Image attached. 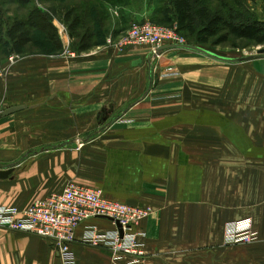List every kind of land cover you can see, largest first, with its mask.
Here are the masks:
<instances>
[{
	"label": "crops",
	"instance_id": "1",
	"mask_svg": "<svg viewBox=\"0 0 264 264\" xmlns=\"http://www.w3.org/2000/svg\"><path fill=\"white\" fill-rule=\"evenodd\" d=\"M104 48L28 54L11 67L0 61V110L26 106L0 119V165L28 154L0 180V204L29 206V196L14 200L32 191L27 180L41 190L36 199L70 183L100 188L154 208L135 230L145 264H264V88L237 87L247 79L241 64L195 52L166 51L150 77L148 50ZM103 110L109 117L100 124ZM247 219L258 241L226 244L225 226ZM114 226L98 218L77 229V264H133L84 244L88 228ZM24 235L31 238L0 228V264H61L39 237Z\"/></svg>",
	"mask_w": 264,
	"mask_h": 264
},
{
	"label": "rangeland",
	"instance_id": "2",
	"mask_svg": "<svg viewBox=\"0 0 264 264\" xmlns=\"http://www.w3.org/2000/svg\"><path fill=\"white\" fill-rule=\"evenodd\" d=\"M23 1L25 0H0V12H1L0 17L2 16L1 19L3 21L7 20V22H12L15 19H23L27 21L28 23H30L29 19H31L32 16H33V19L36 18L35 12L39 11L43 17L42 21L44 22V30L41 28L42 22L39 23L40 26L38 28H34L33 34L36 39L35 42L36 43L39 42L41 38L43 40L48 39L46 36L47 31H48L47 28L51 24L55 28V32L60 37L63 43V46H64L63 52L59 53L60 55L65 56V54L68 53L76 57H80L83 54L89 55L92 52L101 51L105 49L104 47H107V46L108 48L112 47L114 49L115 45H118L120 41L122 42L126 38V35L128 34L129 30L134 25H144L147 23H151V24L158 25L160 27L170 28L174 30L177 33V35L181 37V39H183L185 44L201 46L216 54H219L225 57H230V58H242L246 56L258 57V59H255L254 61L239 65V68L241 67L240 70L246 73L245 78L247 79H245L243 83H241L237 87L255 88V89L264 88V79H262V76H261L262 73H264V54H261V55L258 54V51L261 49H264V46H257L252 42L249 43L244 40L236 39L231 35L226 36L227 34L226 32L220 33L219 36L211 39L210 42L207 44L198 43L200 39L198 35L190 36L185 30H182V31L179 30L178 23L174 19L175 12L173 10L174 7H173L172 0H66L63 2H55L54 0H27L30 4L25 3ZM195 6L209 8L210 10L212 9L216 13L226 18L227 21L230 19V17L233 16L238 21L236 23L249 22V23L264 24V0H200V2L196 4ZM52 9H58L59 13L56 16L52 15L50 13V11L52 12ZM70 11H72L73 13L70 14L69 13ZM164 14H167V18H170L172 21L169 23H166L164 21L165 19ZM76 16H78L77 17L78 19H75ZM79 19H80V22H79ZM160 20H163V21H160ZM0 24H1V21H0ZM46 26L47 28H45ZM114 28L115 30H118V32L115 35L113 34ZM103 29L106 30L105 35L104 34L102 36L96 35V37L92 38V40L86 39V35L90 33L93 34V32L100 33V31H102ZM103 37L106 38V41L104 44H102L101 46H93L91 50L83 52L89 44L98 45L104 42L102 41ZM223 37H227V38L225 40H221V38ZM221 41H224V42H221ZM43 43H44V46H38V48H37V45L31 46L28 49V51L30 52L29 54L32 55V54L49 53V54L55 55L53 54L55 53V50H48L46 48L47 44L45 42ZM164 53L165 52L155 57V53L151 55L149 52L148 56H150V60L147 58L146 62L149 65L150 77H152L154 71L157 70L156 68L157 62ZM13 55L17 56L18 58L17 60L20 59V57L17 54H11L8 57L7 56L0 57V61L5 59L7 60L6 61L7 63L5 65H8ZM46 149H50V148L47 146ZM26 157H28V154L27 156H25V158ZM25 162L26 160L23 161L22 164L19 165V167L23 165ZM21 169H18L19 170L18 178L20 180H21L20 176L22 174ZM28 185H30V188H33L31 189L32 191L28 192L32 195H28V193L25 192L21 195H17L14 198L15 201H16V198L18 200H20L21 198L23 199L26 198L25 199L26 201L29 196V199L27 202L35 199L33 202H31V204H33L37 200L45 199L47 197H50L53 194L61 193L64 191L63 190L61 192H54L49 195H46L45 197H40L36 199L35 197H38V195H40L41 190H36L37 188L34 189L33 181L27 180L25 188H27ZM102 192L104 196L111 201L122 203V204L136 207V208H142V209L151 208L154 212V208L151 206H147V205L146 206H133V205H130V204L118 201V200L110 199L105 195L103 190ZM31 204H29V206ZM10 205L11 204L9 203L7 205L0 204L1 207H11ZM12 207H16L20 210L25 209V208H19L16 205H12ZM94 219H98V218H94ZM148 219L149 218L144 219L140 221L138 224H136L134 226L133 232L135 234H138L135 232L136 228L141 222L146 221ZM240 221H244V220H240ZM240 221L233 222V223H238ZM226 226H225V232L227 230ZM92 228H95V227H92ZM115 228L116 227L114 226V229L108 232H113ZM253 229L255 230L254 225H253ZM96 230L101 233H107L106 231L103 232L97 227H96ZM12 233H17V232H12ZM18 234H23V237L27 239L31 238V236L24 235L25 233H18ZM142 236H145V235L143 234ZM37 239L39 240L41 239L40 241H42L43 244H45L47 248H49L50 250H53L55 252V255L59 256L58 250L54 247V245L50 241L43 239V238H37ZM75 239H76V233H75L74 240ZM258 239H259L258 232H256V239L253 241V243L257 242ZM225 243L228 245H235V246L253 244V243L229 244L226 242V239H225ZM13 245H14V248L22 247V246L16 245L15 241ZM142 248H143V245H142ZM70 249H71V246H70ZM59 257H58V260H60L62 264V259ZM144 258L145 257L141 258V261L143 262V264H145Z\"/></svg>",
	"mask_w": 264,
	"mask_h": 264
},
{
	"label": "built area",
	"instance_id": "3",
	"mask_svg": "<svg viewBox=\"0 0 264 264\" xmlns=\"http://www.w3.org/2000/svg\"><path fill=\"white\" fill-rule=\"evenodd\" d=\"M172 44L185 42L174 30L147 23L134 25L114 49L121 55L145 50L152 55L159 48ZM147 58L150 60V56ZM17 59L13 55L7 66L16 64ZM6 70L0 67V78L5 75ZM2 113L0 110V114ZM153 213L151 208H136L111 201L99 188L71 183L63 192L37 200L25 209L0 206V228L46 239L58 250L62 264H77L70 246L75 242L79 226L94 218H110L115 230L101 233L96 228H88L84 244L92 248H106L114 256H132L133 264H143L141 258L145 257V252L138 242V234L133 231L136 224L151 218ZM117 223L122 228L123 237ZM226 229L225 239L229 244L253 243L256 239V231L250 219L229 223Z\"/></svg>",
	"mask_w": 264,
	"mask_h": 264
},
{
	"label": "trees",
	"instance_id": "4",
	"mask_svg": "<svg viewBox=\"0 0 264 264\" xmlns=\"http://www.w3.org/2000/svg\"><path fill=\"white\" fill-rule=\"evenodd\" d=\"M54 1L63 2L66 0ZM193 1L194 0H172L174 7L173 10L175 12L174 19L178 23L179 30H185L190 36L198 35L200 37L198 43L207 44L211 39L219 36L220 33L226 32V36L231 35L236 39L244 40L249 43L252 42L257 46H264V24L249 22L236 23L238 21L233 16L227 21L226 18L212 9L210 10L209 8L195 6L200 0ZM23 2L29 3L27 0ZM50 13L56 16L59 13V10L52 9V12L50 11ZM69 13L72 14L73 12L70 11ZM35 14L36 18L33 19L32 16V18L29 19L30 23L23 19H15L12 22H7V20L3 21L1 19L2 16L0 17V57H8L11 54H17L18 56L23 57L30 53L28 49L31 46L37 45L38 48V46H44L43 42L47 44L46 48L48 50H55V53L53 54L57 55L63 52V43L51 24L48 28V25L45 27L48 29L46 34L48 39L43 40L41 38L39 42H35L36 39L33 34L34 28H38L40 26L39 23L42 22L41 28L44 30V22L42 21L43 17L41 13L37 11ZM77 17L78 16H76L75 19H78ZM164 18L166 23L172 21L170 18H167V14H164ZM117 32L118 30H115L114 28L113 34L115 35ZM103 34H106L105 29L100 31V33L93 32V34L90 33L86 35V39L92 40L96 35L102 36ZM104 37L102 40L104 42L98 45L89 44L83 52L91 50L93 46H101L104 44L106 41V38ZM226 38L227 37H223L221 40H225ZM42 54L52 55L49 53Z\"/></svg>",
	"mask_w": 264,
	"mask_h": 264
},
{
	"label": "water",
	"instance_id": "5",
	"mask_svg": "<svg viewBox=\"0 0 264 264\" xmlns=\"http://www.w3.org/2000/svg\"><path fill=\"white\" fill-rule=\"evenodd\" d=\"M170 50H185V51L195 52V53L200 54L202 56H205L211 60H214V61L222 63V64H227V65H238V64H243V63L251 62V61H254L255 59H258V57H255V56H246V57H242V58L225 57V56L216 54V53H214V52H212L206 48H203L201 46H195V45H190V44H172V45L163 46L157 50L155 57L161 55L163 52L170 51ZM258 54H260V55L264 54V49L259 50ZM141 63H142L141 61H137L134 63V66H137ZM25 109H26V106H16V107L9 108V109L5 110L2 114H0V119L3 117L13 115V114H15L19 111L25 110ZM108 117H109L108 112H106V110H103V112H101L99 114V123L103 124L108 119ZM74 143H77V142L76 141L66 142V143L54 146V149H59V150L64 149V148H66L69 145H72ZM23 161H24V159L21 158L19 161L15 162V163H12L9 165H0V180H8L9 178H11V175L13 174L15 169L20 164H22ZM105 219L111 220L110 218H105ZM117 226L120 229L121 236L123 237V231H122L121 226L118 223H117Z\"/></svg>",
	"mask_w": 264,
	"mask_h": 264
}]
</instances>
